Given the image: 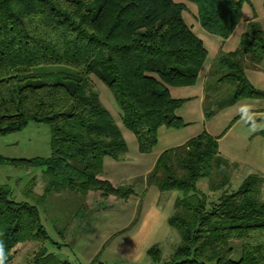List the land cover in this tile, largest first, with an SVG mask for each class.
I'll return each mask as SVG.
<instances>
[{
	"label": "trees",
	"instance_id": "1",
	"mask_svg": "<svg viewBox=\"0 0 264 264\" xmlns=\"http://www.w3.org/2000/svg\"><path fill=\"white\" fill-rule=\"evenodd\" d=\"M189 1L196 5L200 25L223 39L241 22L244 0ZM185 8L175 0H0V136L30 122L45 123L52 151L27 159L0 154V165L42 167L47 179L39 195L32 180L26 187L36 204L14 200L9 186L0 184V264H13L15 247L26 241L41 244L32 264H77L43 246L50 237L37 204L63 189L80 193L73 223L85 218L89 192L128 200L139 183L182 193L168 218L180 242L163 264H264V175L251 172L228 192L231 172L239 166L220 154L218 137L207 131L164 150L152 170L132 183L115 186L99 177L104 158L120 159L127 142L91 88V74L112 93L140 153L153 151L160 127L186 126L177 111L187 99L174 98L170 88L195 85L208 51L186 22ZM43 65L73 71H36ZM259 65H264V26L254 18L238 48L219 53L210 67L209 77L233 86L225 107L264 97L245 73ZM206 101L207 86L202 108L211 118ZM201 180L219 192L217 199L198 187ZM234 243L238 259H233ZM161 254L158 245L148 250L155 263Z\"/></svg>",
	"mask_w": 264,
	"mask_h": 264
},
{
	"label": "rangeland",
	"instance_id": "2",
	"mask_svg": "<svg viewBox=\"0 0 264 264\" xmlns=\"http://www.w3.org/2000/svg\"><path fill=\"white\" fill-rule=\"evenodd\" d=\"M185 3L186 8L183 16L188 24L192 26L195 35L204 41L208 51V56L203 72L210 63L211 59L217 54L220 47L226 49L235 47L238 43L241 33L247 29L248 22L256 18L264 26V0H244L241 9V22L237 25L230 39L223 43L221 37L211 34L203 28L196 19V5L189 0H175ZM236 43V44H235ZM38 72H72L73 68L65 65H43L36 68ZM252 84L257 90L264 91V73L249 71ZM254 75V76H253ZM216 76L208 78L207 82V101L205 107L212 110L214 114L211 118H205L204 110L200 108L197 98L185 103L178 114H183L184 122L188 124L182 129L175 130L163 127L160 129V138L151 154L140 157L138 143L135 135L121 120V111L118 108L112 93L108 87L94 74L90 75L91 88L99 94L101 102L112 114L115 123L119 126L124 139L127 142L128 154L124 153L121 159L128 156L136 164L135 171L144 173L147 165H150L159 148L162 147L165 135L169 132H178L177 140L185 139L200 134L203 131L216 134L220 137L219 146L223 153L229 158H236L240 167L234 170L229 185L225 188L228 192L235 191L241 184L244 177L251 172L264 174V97L243 98L231 106L225 107L232 97L233 86L230 83H218ZM198 89H190V95L195 96ZM52 153L50 146V128L45 123L30 122L23 130L0 136V154L10 158H33L48 157ZM146 161V165L144 162ZM42 167H15L10 165H0V184L8 185L12 192V198L16 201H26L30 204H36L32 197L25 194L26 187L30 180L33 182L34 194L43 193L46 176ZM124 184L132 183V180H125ZM204 187L209 198L215 200L219 192L211 191L207 180H201L198 186ZM154 190L155 187H153ZM161 196L162 205L166 204L169 197L176 193L182 195L178 190L158 191ZM261 199H264V185L261 187ZM94 194L92 197H86L87 208L90 210L88 217L82 220H73L72 214L82 203V195L68 191L66 189L54 192L41 204H37L40 211L41 220L49 234L50 239L43 243V246L51 253H54L59 259L68 260L77 264H163L167 261L176 246L180 242V234L172 228L163 215L169 213V206L160 213L158 220V232L153 234L152 239L155 242L149 243L144 234L135 233L138 212L132 205L119 215V218L125 222L126 231L114 235V224H111L113 217L109 213L99 215L98 210L116 207L115 202L106 201ZM116 200V199H115ZM112 204L113 206H108ZM105 205V206H104ZM162 207V206H161ZM139 210V206L137 207ZM174 205L171 208L173 213ZM108 211V210H107ZM135 212L132 217L130 213ZM87 214V213H86ZM120 220V221H121ZM122 222V223H123ZM129 226V228H128ZM134 227L132 230L131 228ZM59 232H64L63 238ZM113 236V237H112ZM112 237V238H111ZM134 237V239H131ZM151 239V238H150ZM122 240H132V250L138 254L136 258L141 259L138 262L132 258H126L127 249L118 245ZM152 240V241H154ZM149 243V244H147ZM158 245L161 251L160 263L152 261L151 257L145 252L142 255L143 245ZM38 244L33 241H26L18 244L14 249L13 264H32L34 253L38 250ZM142 246V247H141ZM233 259L240 257V248L238 243H234ZM140 252V253H139ZM143 257H142V256Z\"/></svg>",
	"mask_w": 264,
	"mask_h": 264
},
{
	"label": "crops",
	"instance_id": "3",
	"mask_svg": "<svg viewBox=\"0 0 264 264\" xmlns=\"http://www.w3.org/2000/svg\"><path fill=\"white\" fill-rule=\"evenodd\" d=\"M196 19H197V14H196ZM188 25H190V24H188ZM230 37L227 38V39H223V38H221V39H222L223 43H225L226 41H228L230 39ZM240 37H239L238 43H237V45L235 47L234 46L233 47H228L226 49H221L222 47H220L218 49L217 54L211 59L210 63L206 67V70L204 72H203V70L202 71L200 70L199 77H198V80H197L195 85L193 84L192 86H185V87H171L170 88L171 96H173L174 98L187 99V101L185 103H189V102L193 101V98H197L198 99L197 101L200 104V108L203 111L202 107H203V103H204V99H205L206 86H207V82H208L207 80H208L209 72H210V69H211L210 67L212 66V64L217 59L219 53H222V52L226 53V52H229V51L232 52L233 50L238 48L239 43H240ZM204 65H205V63L203 64L202 68L204 67ZM259 66L260 67H257V68L249 66L245 70L246 76H247V78L249 79V81L251 83H252V80H251V76H250L249 71H251L252 73L254 71L264 73V65H259ZM190 89H198L197 90L198 91L197 94L195 96L190 95L191 94V93H189ZM182 106L178 109V111L179 110L181 111ZM178 111H177V114H178ZM183 114H180V112H179L178 115L183 119ZM262 114H264V113H262ZM204 116H205V114H204ZM187 124H188V122H186V125ZM163 127H165V126L160 127V129L163 128ZM160 129H159V131H160ZM169 129H174V128H169ZM175 130L177 131L179 129H175ZM177 133L178 132H169V135H165L166 137L164 138V142L162 144V147L159 148L158 152L155 154L154 158L152 159V162H150L151 164L147 165L145 167L143 174L140 173V172L138 173V171H135L136 167H132V166L135 165L136 163L132 162L128 156H126V158H124V159L120 158V159H117V160L112 158V157L107 156V157L104 158L103 171H102V174H100L99 177L102 178V179L109 180L115 186H119V185L124 184L123 182H125V180H127V179L132 180V182H133L135 180V178H137L139 176L146 175L148 172H150L152 170V168L154 167V164L156 162L157 157L164 150L170 149V148L178 146L180 144L183 145V143L186 142L188 139H190V138H192L194 136H197L199 134L198 133L197 135H194V136L191 135V137H186L185 139H182V140H179V139L177 140V138L179 137L177 135ZM208 134H211L212 136L218 137V144H219L220 137L218 135L212 134L210 132ZM159 138H160V136L158 137V140H159ZM219 152H220L221 155L225 156L230 161L237 162L238 166L240 167V163L237 161V159L236 158L227 157V154L222 152L220 146H219ZM126 153L128 154V148H127ZM151 153H148V154H151ZM148 154L140 153V155H142L140 157H143V155H148ZM146 164L147 163L145 161L144 165H146ZM262 175H264V174H262ZM153 187H155V189L160 191L156 186H153V185L146 186L144 184H140L139 183L133 189V190H135L134 195H132L128 200L117 199L114 196H108L106 198V201H109V202L114 201L115 202L114 206H116V207H108V209H100V210H98V212H99V215H105V214L109 213L111 215V217H113V219L111 220L110 223L114 224V228H113V230L115 232L114 235H116L118 233H121L123 231L124 232L126 231V229H127L126 224H125V222H123L119 218V215L122 212H124L126 209H128V208H131V210H132V208H133L132 205H133L134 208L136 209V211L138 212L137 216L139 218V220H137V223L135 225L136 226L135 227L136 228V232L135 233L139 234V233L142 232L144 234V238L145 237L147 238L146 241L150 240L148 242L151 243V244H153L152 242H155V240L152 239L153 237H151V236H153V234H156L158 232V230L156 228L158 227L157 218H158L159 214L160 213H164V211L169 206V213L166 214V215H163V219L165 218L167 220V222H168V218L172 214L171 213V208L174 205L176 198L179 197L180 195H178L176 193L172 194V197H169L168 201H166L167 203L165 205L164 204L162 205L159 202V201H161V196H159L160 192H157V190H154ZM198 187L201 188L202 190H205L204 187H201V184ZM94 194L98 195V197L100 198L99 200L102 199V197L100 196V192H89L87 197H92V195H94ZM108 206H113V205L110 204ZM138 206H139V210H137ZM89 214H90V210L88 209L85 218L88 217ZM130 214H131L130 216L133 217L135 215V212H133V213L131 212ZM128 228H129V226H128ZM133 228L134 227H132L131 230ZM131 239H134V237H131ZM152 240H154V241H152ZM149 243H147V244H149ZM132 245H133L132 244V240H122L121 243L118 245V247L121 246L123 249L124 248L127 249V252L125 253L127 255L126 258H132L133 261L138 262L141 259L136 258L137 255H138L136 253V251H135V253L131 252ZM152 246L153 245H146V244L143 245V251H141L142 255H144L145 252L148 255V250Z\"/></svg>",
	"mask_w": 264,
	"mask_h": 264
}]
</instances>
